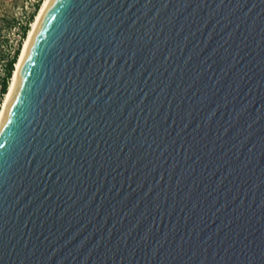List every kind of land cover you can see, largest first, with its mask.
<instances>
[{"label":"water","instance_id":"95a60500","mask_svg":"<svg viewBox=\"0 0 264 264\" xmlns=\"http://www.w3.org/2000/svg\"><path fill=\"white\" fill-rule=\"evenodd\" d=\"M0 264H264V0H48L0 120Z\"/></svg>","mask_w":264,"mask_h":264},{"label":"rangeland","instance_id":"374dc122","mask_svg":"<svg viewBox=\"0 0 264 264\" xmlns=\"http://www.w3.org/2000/svg\"><path fill=\"white\" fill-rule=\"evenodd\" d=\"M35 1L36 0H0V54H5L8 50L11 51L16 44V40L19 37L20 25L25 22L27 15L33 9ZM1 72L2 62L0 60V73ZM6 96L7 94L1 102L2 105Z\"/></svg>","mask_w":264,"mask_h":264},{"label":"trees","instance_id":"16d2710c","mask_svg":"<svg viewBox=\"0 0 264 264\" xmlns=\"http://www.w3.org/2000/svg\"><path fill=\"white\" fill-rule=\"evenodd\" d=\"M43 1L36 0L34 2L33 9L27 15L25 22L20 25L19 37L17 38L16 44L13 46L12 50H8L5 54H0V60L2 62V72L0 73V111L2 108L1 102L3 101L4 96L9 91L10 83L13 77L16 63L18 62L22 51L23 43L28 36V33L31 29V24L35 20Z\"/></svg>","mask_w":264,"mask_h":264},{"label":"bare ground","instance_id":"6f19581e","mask_svg":"<svg viewBox=\"0 0 264 264\" xmlns=\"http://www.w3.org/2000/svg\"><path fill=\"white\" fill-rule=\"evenodd\" d=\"M47 2H48V0H44L43 1L42 5H41V8H40V10H39V12H38V14L36 16V19L33 21V24H32V27H31L29 33H28V36L25 39L23 49L21 51L20 57L18 59V62L16 63V67H15V70H14V73H13L12 81L10 83L9 91L7 93L6 99H5L4 103H3L2 108H1V111H0V120H1V118H2V116L4 114V112H5V109L7 107L8 101L10 99V96H11L12 92H13V89H14V86H15V82H16V78H17V75L19 73V69H20V66H21V62H22L24 53L26 51V48H27L29 39H30V37L32 35V32L34 30L35 25L37 24L39 18L41 17V15H42V13H43L46 5H47Z\"/></svg>","mask_w":264,"mask_h":264}]
</instances>
